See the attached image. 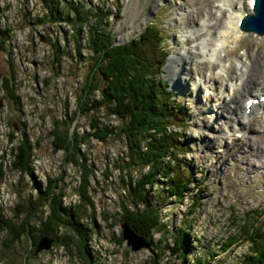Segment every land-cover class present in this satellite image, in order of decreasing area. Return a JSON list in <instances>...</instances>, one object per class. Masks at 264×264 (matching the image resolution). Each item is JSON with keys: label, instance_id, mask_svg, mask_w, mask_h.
<instances>
[{"label": "rangeland", "instance_id": "rangeland-1", "mask_svg": "<svg viewBox=\"0 0 264 264\" xmlns=\"http://www.w3.org/2000/svg\"><path fill=\"white\" fill-rule=\"evenodd\" d=\"M84 1L90 8V5H101L103 11L107 10V19L100 25L115 44L131 41L147 24L157 27L163 36L166 59L160 76L167 81L168 88L174 92L173 101L186 115V120L180 121V125L170 127L180 133L179 139L185 142L181 144L183 149L177 157L180 164L190 171V181L179 198L166 195V186L160 180L153 183L148 199L157 208L159 221L165 224L166 229L154 230L149 239L142 236L149 242L148 246L131 250L122 238L121 227L125 222L121 218L123 207H132L126 181L135 179L149 168L133 166L121 170L118 161L124 151L122 138L110 134L105 141H99L88 134L93 131L89 125L93 116L99 117L101 126H118L119 123L116 117L106 114L105 108L89 112L78 110L77 99L83 91L89 63L93 60L85 48L84 27L76 42L72 36L73 28L65 21L38 23L37 19L44 13L41 1L0 0V28L8 31V37L0 48V82L2 77H7L9 83L14 84V93L18 97L15 105L0 84L1 213L20 222L26 207L32 210L35 206L29 199L33 201L37 189L43 191L49 179H57L54 192L62 191L61 205H71L74 209L81 203L77 190L86 185L91 202H82L80 219L91 228L84 243L90 257L92 255V264H147L150 259L154 264H190L196 257L202 259V264H243V258L249 251V240L240 225L245 226L247 214H251L254 223L260 220L257 214H264V126H259L258 120L263 121L264 118L258 115L264 110L253 108L247 112L243 107V99L248 97L246 92L235 93L241 110L232 103L214 108L218 104L217 98L229 92L230 84L222 74L216 75L214 81L211 77L212 83H208L210 71H216V68H211L209 61L201 58V51L183 71L180 60H176L174 66H166L169 58H174L181 47L196 45L213 33V28H217L213 25L218 24L221 16L217 10L218 1ZM193 10L195 13L190 17ZM244 10H248L246 2ZM198 23H204L205 27L197 30ZM76 44L81 48V56L74 53ZM55 45L63 49L58 62L54 60ZM245 49L249 54L242 56ZM152 52L149 53L150 59H156L159 51L155 46ZM228 54V61L242 56L243 62V57H246L263 70L264 34L245 32ZM183 58L186 60L181 55L180 59ZM262 79L264 77L252 82L255 88L257 84H263L264 88ZM249 93L256 98L260 90ZM88 96L97 99L98 91H90ZM56 125L58 130L67 127L68 132L80 140L74 144L77 160H83L88 170L86 183L82 180L81 167L66 161L64 150L54 147L50 131ZM257 127L259 129H255ZM11 129L14 138L10 141ZM20 133L26 134L31 143L30 175L11 169V149L16 146ZM257 141L259 148L253 143ZM234 145L238 148L227 153L228 148ZM195 198L197 204L189 212ZM137 208L140 212L142 205L138 203ZM47 209L45 203L30 217L31 223L38 226L39 216L45 218ZM185 218H188L186 222ZM179 229L186 230L189 245L184 263L169 249L173 245V235ZM35 233L40 234L39 231ZM64 233L71 237L72 254L47 234L42 235L51 238V245L38 253H33L32 241L24 235L5 247L3 239L8 236L2 229L0 264H80L74 254L77 250L76 235L59 225L57 238L62 240ZM227 236L234 237L229 245H225Z\"/></svg>", "mask_w": 264, "mask_h": 264}, {"label": "trees", "instance_id": "trees-1", "mask_svg": "<svg viewBox=\"0 0 264 264\" xmlns=\"http://www.w3.org/2000/svg\"><path fill=\"white\" fill-rule=\"evenodd\" d=\"M39 1L43 4L44 13L41 16L42 19H37L38 23L65 21L73 28L72 36L76 42L84 27L85 48L93 60L89 63L90 69L82 88L83 91L77 99V107L81 112L105 108L107 115L117 118L119 125L109 127L101 126L99 117L93 116L89 123L93 131L88 134L99 141H105L110 134L122 138L124 151L118 161V168L122 170L133 166H148L149 169L146 172L133 180L129 178L126 181L130 189L129 200L132 207H123L121 218L137 234L149 239L154 230L166 229L165 224L159 221L157 208L148 199L150 187L155 181L160 180L166 186L164 187L166 195L179 198L187 182L190 181V171L180 164V159L177 157L183 149L181 144L185 142L179 139L180 133L172 130V126L170 127V125H180V121L186 120V115L184 111H180L181 107L178 103L173 101L174 92L168 88L167 81L160 76L166 59L163 36L157 27L147 24L131 41L115 44L109 33L102 31L100 23L102 20L106 21L108 12L103 11L101 5H90V8L84 0ZM7 37L8 31L0 28V48L3 47ZM154 46L159 54L156 59H150L149 53L153 54ZM53 53L54 60L58 62L63 49L55 45ZM74 53L81 56V48L77 44ZM0 84L16 105L18 97L14 93V84H10L7 77H2ZM93 90L98 91L97 99H90L88 96V93ZM57 127L58 125L54 126L50 131L54 147L64 150L66 161L81 167L82 180L86 183L88 170L83 160H77V148L74 144L80 140L74 138L75 135L73 133L71 135L67 127L62 130H58ZM13 133L11 129L10 141L14 138ZM20 135L16 146L11 149V169L30 175L31 143L26 134L20 133ZM183 146L186 147V145ZM184 150L187 149L184 148ZM56 180L49 179L43 191L37 189L35 199L33 201L29 199L30 203L35 206L32 210H29V206L26 207V213L20 222L11 217H4L0 211V231L5 230L8 236L7 239H3V244L7 247L14 239L24 235L32 241V247H35L39 236L47 234L71 253L70 235L64 233L62 240L56 236V229L61 225L66 231L70 230L76 235L77 250L74 254L80 260V264H92V255L90 257V251L84 243L91 228L80 219L84 204L82 202L84 200L91 202L86 185L78 188L81 203L79 202L73 209L71 205H61L62 191L54 192ZM45 203L48 205V214L43 219L39 216V225H34L30 217ZM138 203L142 205L140 212H137ZM196 204L197 198L192 200V208L189 212L193 211ZM250 215L247 214L244 218L245 226L240 225L247 233L245 237L249 240V251L243 258V264H264V214H257L260 220L255 223ZM187 220L188 218H185V222ZM35 231H39L40 234ZM186 237L185 229L177 230L173 235V245L169 247L182 263L186 261L185 257L189 249ZM233 239L234 237L227 236L225 245L231 244ZM202 263V259L196 257L190 264ZM147 264H154V260L150 259Z\"/></svg>", "mask_w": 264, "mask_h": 264}, {"label": "bare ground", "instance_id": "bare-ground-1", "mask_svg": "<svg viewBox=\"0 0 264 264\" xmlns=\"http://www.w3.org/2000/svg\"><path fill=\"white\" fill-rule=\"evenodd\" d=\"M217 1H218L217 10L221 14L220 18H218V22H217L218 24L213 25L214 27H217V28H213L214 29L213 33H210L207 39L199 41L198 43H196V45H193L190 47H185V46L181 47V51L180 52L177 51L173 55L174 58L172 59L169 58V63H167L166 66L168 68L171 65L174 66V62L176 60H180L182 64L181 70L183 71L186 68H188L189 61L192 60L193 57H198V54L201 51L202 53L201 58L203 60H208L209 61L208 63H210V66H212L211 68H214V67L216 68V71H212V72L210 71V74H209L210 77L208 78V81H209L208 83L210 84L212 83L210 82L211 77H213V81H214L215 80L214 77L216 75L218 76V74H222L225 77V81H227L226 83L230 84L228 87L230 89V90L228 89L229 92H227L223 96L220 95V97L217 98L218 104L214 105V108L215 107L220 108L222 106L226 107L228 106L227 105L228 103H232L233 106H236V109L241 110V108L238 106V103H239L238 97L236 96L240 95L243 92H246L247 94L246 96H248L251 94L249 92H251L252 90H255V91L260 90V95H263V91H264L263 84H257V87L255 88V86L253 85L254 83L252 84V82H254L255 80L258 81V79L264 77V65H263V70H261L259 65L255 67L252 64L255 62L251 61L249 58H246V57H243V60H242L243 62H241L242 56H244V54H249V50L247 49H245V51L242 53V56L234 57L232 61H228L230 58L228 51L235 48L238 45V40L243 36V34H245V32L241 30L242 23L239 26L237 22L240 18L245 17V15L249 12V11L246 12V10H244V2H246L247 4V2L249 3V0H217ZM190 12L191 13L189 14V16L192 17L193 14L195 13V10L190 11ZM196 12H198V9H196ZM198 14L199 13H197V15ZM200 24H203V25L199 27ZM200 24L198 23L197 30L201 28L203 29V27H205L204 23H200ZM181 55H184L186 57V60L184 58L181 60L180 59ZM214 61H216L215 64H214ZM251 66H253L252 70H251ZM234 68H236L235 72H234ZM249 73L251 77H249ZM250 78H251V81H250ZM250 84L253 85V88L252 86H250ZM258 86H261V87L258 88ZM235 93L238 95H236ZM248 98L249 96L243 99L244 107L246 104V100ZM254 106H256L255 109L263 108L264 110V103H258L256 105H253V107ZM259 112L260 111H256V113H259ZM258 116L259 117L262 116L264 118V111L261 113V115H258ZM258 120H259V126L263 127L264 119L262 122H260V119ZM251 129H253V127ZM255 129H259V128L257 127ZM253 143L255 144V147L259 148L260 143L258 141L253 142ZM237 148H238V145H234L232 147L230 146L228 148L227 153L234 151Z\"/></svg>", "mask_w": 264, "mask_h": 264}, {"label": "water", "instance_id": "water-1", "mask_svg": "<svg viewBox=\"0 0 264 264\" xmlns=\"http://www.w3.org/2000/svg\"><path fill=\"white\" fill-rule=\"evenodd\" d=\"M242 29L253 31L258 34H264V0H254L253 13L247 14L242 19ZM122 238L126 240L131 250H138L148 246L147 240L137 234L126 222L121 224ZM51 238L47 235H41L36 242L33 253L48 249L51 245Z\"/></svg>", "mask_w": 264, "mask_h": 264}, {"label": "snow or ice", "instance_id": "snow-or-ice-1", "mask_svg": "<svg viewBox=\"0 0 264 264\" xmlns=\"http://www.w3.org/2000/svg\"><path fill=\"white\" fill-rule=\"evenodd\" d=\"M253 3V0H249V4H252Z\"/></svg>", "mask_w": 264, "mask_h": 264}]
</instances>
